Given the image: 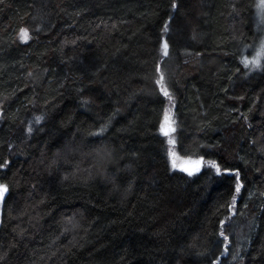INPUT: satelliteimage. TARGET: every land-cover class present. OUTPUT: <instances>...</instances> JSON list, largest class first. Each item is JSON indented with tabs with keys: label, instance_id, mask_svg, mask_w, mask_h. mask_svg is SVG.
<instances>
[{
	"label": "trees",
	"instance_id": "16d2710c",
	"mask_svg": "<svg viewBox=\"0 0 264 264\" xmlns=\"http://www.w3.org/2000/svg\"><path fill=\"white\" fill-rule=\"evenodd\" d=\"M253 9L0 0V264H264Z\"/></svg>",
	"mask_w": 264,
	"mask_h": 264
},
{
	"label": "rangeland",
	"instance_id": "374dc122",
	"mask_svg": "<svg viewBox=\"0 0 264 264\" xmlns=\"http://www.w3.org/2000/svg\"><path fill=\"white\" fill-rule=\"evenodd\" d=\"M253 27L255 28L256 41L252 45H247L242 49L241 61L247 72L261 68L264 58V0H254L253 9ZM175 128L174 118L171 115H165L160 126L161 133H170ZM172 160L177 163V167L190 174H195L204 165L199 156H180L172 153ZM2 187L6 194V187Z\"/></svg>",
	"mask_w": 264,
	"mask_h": 264
},
{
	"label": "snow or ice",
	"instance_id": "6c2138e0",
	"mask_svg": "<svg viewBox=\"0 0 264 264\" xmlns=\"http://www.w3.org/2000/svg\"><path fill=\"white\" fill-rule=\"evenodd\" d=\"M21 35H22L23 39H27L28 38V34H27L26 31H22ZM165 95H167L166 92H165ZM165 134H167V133H165ZM237 191H239V186L237 187Z\"/></svg>",
	"mask_w": 264,
	"mask_h": 264
},
{
	"label": "water",
	"instance_id": "95a60500",
	"mask_svg": "<svg viewBox=\"0 0 264 264\" xmlns=\"http://www.w3.org/2000/svg\"><path fill=\"white\" fill-rule=\"evenodd\" d=\"M4 193H3V190L2 188H0V207H1V204H2V201H3V198H4Z\"/></svg>",
	"mask_w": 264,
	"mask_h": 264
},
{
	"label": "bare ground",
	"instance_id": "6f19581e",
	"mask_svg": "<svg viewBox=\"0 0 264 264\" xmlns=\"http://www.w3.org/2000/svg\"><path fill=\"white\" fill-rule=\"evenodd\" d=\"M0 188H2V187L0 186Z\"/></svg>",
	"mask_w": 264,
	"mask_h": 264
}]
</instances>
